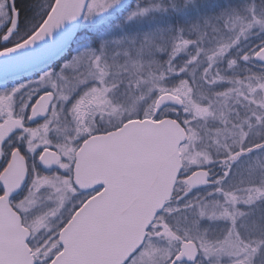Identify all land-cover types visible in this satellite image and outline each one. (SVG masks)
Segmentation results:
<instances>
[{
  "label": "snow or ice",
  "instance_id": "6c2138e0",
  "mask_svg": "<svg viewBox=\"0 0 264 264\" xmlns=\"http://www.w3.org/2000/svg\"><path fill=\"white\" fill-rule=\"evenodd\" d=\"M0 264H264V0H0Z\"/></svg>",
  "mask_w": 264,
  "mask_h": 264
}]
</instances>
